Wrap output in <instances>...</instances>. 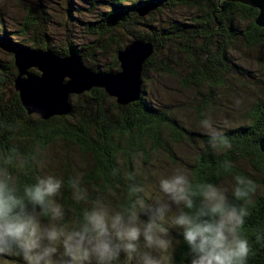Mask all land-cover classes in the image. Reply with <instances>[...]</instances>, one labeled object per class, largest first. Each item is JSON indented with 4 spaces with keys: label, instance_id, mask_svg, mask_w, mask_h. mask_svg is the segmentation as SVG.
<instances>
[{
    "label": "trees",
    "instance_id": "16d2710c",
    "mask_svg": "<svg viewBox=\"0 0 264 264\" xmlns=\"http://www.w3.org/2000/svg\"><path fill=\"white\" fill-rule=\"evenodd\" d=\"M144 2H150L152 9L143 16L138 14L136 8ZM110 4L112 6L102 11L98 18L85 20L84 25L87 31L98 35L107 34L116 42L113 62L110 64L115 66L114 71L121 69L118 50L127 44V39L140 37L153 41V51L144 59L142 70L147 64L154 62L155 48L168 41L172 42L184 54L187 63L185 73L178 76L179 83L186 89H199L194 108L200 120L205 119L207 107L216 90L227 82L225 75L229 69L228 46L236 37L248 47L262 48L261 61L264 66V27L255 21L258 9L248 3L220 0L218 6V0H112ZM72 5L68 2L69 14H72ZM174 6L191 9L192 14L188 20L172 21L158 27L153 37H145L137 29L136 26L143 17L149 15L151 18L155 10ZM213 10L219 11L212 13ZM34 23L36 18L29 9L22 20V28ZM236 30L239 33L235 34ZM44 37V43L37 42L31 47L50 48V38L47 35ZM120 40H123L121 45ZM20 44L24 43H15L9 37L0 35V45L12 51V58L8 61L0 59V154L12 155L14 163H23L22 170L11 167L10 171L19 177L21 185L34 184L37 176H44L39 165L42 149L56 141L69 142L81 153L89 154L91 160L78 174L67 167L59 175L64 186L58 201L64 205L65 221L76 219L90 208L99 199L98 193L116 191L120 198L116 202L117 206L130 204L135 199L130 195V188L137 178L133 166L136 156L140 154L141 160L146 161L158 148L170 153L172 145L166 141L165 135L173 141H179L186 135L187 129L174 115L144 97L142 72L141 91L137 99L119 102L103 86H92L79 93H70L68 99L71 108L66 112L43 117L39 112L29 110L24 106L14 85L17 70L13 50ZM73 49L76 50L70 44L62 52ZM76 51L81 57L86 56L82 50ZM166 68L169 73L179 74L168 64ZM93 69L99 70L98 67ZM236 78H239L238 75ZM10 83L14 87L12 90L8 89ZM249 90L254 93L251 100L246 101V95L240 100V117L243 121L221 130L232 147L213 150L208 146L209 137L200 133L202 146L196 150L189 165V176L194 184L205 181L219 184L223 179L229 180V189L234 186V177L237 175L255 182L257 192L253 197L251 215L245 219L244 231L253 249L248 264H264V243H256L251 231L257 227L264 229V151L259 145V140L264 135V79L262 86ZM244 105L246 109L243 108ZM77 177L81 190L87 189V202L77 203L72 198L69 180ZM137 195L142 197V193ZM228 195L229 200L236 203L231 192ZM174 233L177 242L175 248H172L169 264H190L192 253L183 230L176 227ZM9 257L25 263L22 257ZM117 264L124 263L118 261Z\"/></svg>",
    "mask_w": 264,
    "mask_h": 264
},
{
    "label": "clouds",
    "instance_id": "9594fccd",
    "mask_svg": "<svg viewBox=\"0 0 264 264\" xmlns=\"http://www.w3.org/2000/svg\"><path fill=\"white\" fill-rule=\"evenodd\" d=\"M199 130L209 137L211 149L232 147L210 117L200 121ZM11 167L22 170L23 163L0 154V258L18 256L25 264H117L124 253L126 264H169L172 242L165 222L183 230L191 264H248L253 254L244 226L258 186L243 175L235 176L229 189L207 181L194 184L186 171L176 168L159 180L154 212L137 195L144 192L143 186L134 184L130 204L112 207L97 199L66 222L64 205L58 201L64 181L44 175L34 184L21 185ZM69 184L73 200L87 202V189L81 190L79 178ZM229 192L236 203L229 200ZM141 212L149 215L147 221L140 219ZM251 231L256 243H264V229Z\"/></svg>",
    "mask_w": 264,
    "mask_h": 264
},
{
    "label": "rangeland",
    "instance_id": "374dc122",
    "mask_svg": "<svg viewBox=\"0 0 264 264\" xmlns=\"http://www.w3.org/2000/svg\"><path fill=\"white\" fill-rule=\"evenodd\" d=\"M111 1L0 0V35L9 37L15 43H24L30 46H35L37 42L44 43V35H47L51 40L50 48L56 53H68L62 51H64V47L68 48L71 44L76 50H82L85 53L86 56L82 57V61L87 67L91 69L98 67L101 71H114L115 66L110 64L113 62L116 42L107 34L98 35L87 31L84 25L85 20H94L99 17L102 11L109 9L112 6ZM123 1L131 2V0ZM68 2L73 4L72 14L68 13ZM29 9L35 16L36 23L22 28V20ZM190 14H192V10L186 9L185 6L162 8L155 10L151 18L149 15L143 17L136 27L140 29L143 36L153 37L158 27L168 25L172 21H186ZM237 33L239 30L235 31V34ZM128 41L129 39H127ZM121 43L123 40H120V45ZM95 46H97L96 50H94ZM262 52L261 47H248L238 37L229 44V69L225 75L227 82L216 90L205 114V118L210 117L214 125L220 130L243 121L240 117L242 110L240 100L245 97L244 95L247 96L246 101L252 98L254 93L249 89L262 86L264 79ZM10 58H12V51L0 45V59L8 61ZM167 64L179 74L169 73L166 68ZM131 66L132 64H129L128 72L132 77L131 69H129ZM186 69L187 63L184 54L178 51L172 42L168 41L155 48L154 62L147 64L146 68L142 70L144 97L150 103L174 115L179 123L187 129L186 135L179 141H173L168 135H165L166 141L172 145L170 153L158 148V151L151 153L148 160L142 161L140 154L134 160V172L137 177L134 184L143 186L142 198H144L145 204L151 212H154L157 207L156 197L160 195L159 180L176 168H180L189 174V165L194 154L202 146V140L199 136L200 133H203L199 130L201 120L198 119L194 108V101L199 89L195 87L186 89L179 83L178 79V76L184 74ZM30 70L38 73L35 67H30ZM237 75L238 79L236 78ZM13 88V84L10 83L8 89L12 90ZM73 95L76 96L77 94ZM237 100L240 101L239 105L236 103ZM243 108L246 109V105ZM90 160L89 154L81 153L76 146L69 142L56 141L42 149L39 165L42 167L44 175H54L59 178V175L67 167H70L77 174L82 172ZM230 184L231 181H224V179L219 183V185L228 188ZM98 196L104 204L112 207H116V202L120 200L116 191L108 194L98 193ZM172 211H176L175 205L172 206ZM140 219L147 221L149 215L141 212ZM41 220L47 223V218L41 217ZM163 226L168 229L167 238L171 240L172 248H175L177 238L174 231L176 227L166 222ZM140 242L143 246V237H141ZM172 248L170 255H172ZM60 252L63 253L62 246ZM64 259L70 260V257H64ZM119 261L126 264L124 253L120 254ZM0 264L23 263L5 256L0 258Z\"/></svg>",
    "mask_w": 264,
    "mask_h": 264
},
{
    "label": "water",
    "instance_id": "95a60500",
    "mask_svg": "<svg viewBox=\"0 0 264 264\" xmlns=\"http://www.w3.org/2000/svg\"><path fill=\"white\" fill-rule=\"evenodd\" d=\"M240 1L258 9L255 21L264 27V0ZM219 3L220 0L218 6ZM151 9L150 2L141 3L136 8L138 14L143 16ZM214 11L219 10H213L212 13ZM218 23L217 21V25ZM152 42L140 37L131 38L118 50L121 66L118 71L91 69L83 63L82 57L74 49L59 55L49 47L34 49L29 45L20 44L13 50L17 70L14 85L24 106L39 112L43 117L68 111L71 108L69 94L79 93L92 86H103L108 93L115 95L119 102L137 99L141 91L142 64L153 51ZM129 64H132L129 68L132 77L128 72ZM30 66L38 67L39 73L31 72L28 69ZM259 145L264 151V135L260 138Z\"/></svg>",
    "mask_w": 264,
    "mask_h": 264
}]
</instances>
